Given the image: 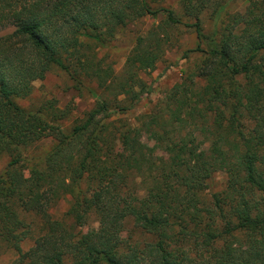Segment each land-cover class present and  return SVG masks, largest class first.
<instances>
[{"label": "trees", "instance_id": "trees-1", "mask_svg": "<svg viewBox=\"0 0 264 264\" xmlns=\"http://www.w3.org/2000/svg\"><path fill=\"white\" fill-rule=\"evenodd\" d=\"M161 1L0 0V157H9L0 171V258L13 255L0 264H264V0H242L233 12L234 0H180L191 22ZM160 13L120 74L83 58L81 38L103 43ZM177 24L194 33V70L137 125L113 119L151 91L140 73L155 68ZM54 66L90 71L104 92L69 132L59 122L69 110L17 102ZM46 138L53 144L25 176L24 152ZM221 167L225 188L208 200ZM59 183L70 196L67 219L49 212ZM91 217L96 226L83 230ZM126 220L151 240L121 247L113 229Z\"/></svg>", "mask_w": 264, "mask_h": 264}, {"label": "rangeland", "instance_id": "rangeland-1", "mask_svg": "<svg viewBox=\"0 0 264 264\" xmlns=\"http://www.w3.org/2000/svg\"><path fill=\"white\" fill-rule=\"evenodd\" d=\"M160 4L173 10L176 17L182 18V21H192L183 15L180 0H162ZM245 5L246 2L242 0L230 1L227 10L230 12L243 11ZM204 18L206 19L205 22L209 23V20L206 17ZM163 20L164 15L162 13L156 17H142L118 29L113 36L109 38L106 36L107 38L103 43L94 39L81 38L80 51L85 55L83 57L85 61L88 59L92 61L91 66L112 67L114 74L118 75L121 73L126 56L134 45L136 37L146 34L154 26H159ZM167 29L169 44L165 47V52L161 59L156 63L153 70L140 73V77L150 85L151 91L147 94L145 93L132 108L124 112L115 109L112 112L113 119H121V122L137 125L138 116L150 110L156 102L161 100L172 85L181 81L185 75L194 70L195 62L198 61L200 55L190 52L195 46V36L192 29L183 24L170 26ZM11 30L12 28H8L5 32H10ZM158 31L160 34L164 33L162 28H159ZM185 53L186 57H182ZM96 94L102 96L104 92L98 84V80L90 71H86V74L84 71L76 74L72 68L67 72L54 66L46 73L44 79L35 80L32 83V91L26 98H19L17 102L23 107L33 110L45 108L52 102L54 106L62 110H69L68 115L63 120H59L63 130L69 132L74 121L84 117L85 113L94 106ZM124 103L127 104L128 101ZM247 123L249 125V122ZM52 144L53 140L51 138L42 139L35 142L29 150L24 152L30 161L23 164L25 176H27V165L41 160V156L45 154ZM148 145L156 154H159V150L156 149L153 143L148 142ZM8 159L9 157L6 155L0 157V171L4 168ZM32 159L34 160L32 161ZM226 180V169L221 167L208 180L204 191L205 198L209 200L212 193L222 191L225 188ZM55 192L56 195H54L53 204L49 212L55 218L67 219L65 213L69 206L70 196L63 192L62 183H59ZM1 218L0 215V220ZM25 221L32 226V229H37L38 217L27 214L25 215ZM93 226H96V221L94 217H91L86 226L83 227V230ZM113 232L121 247L125 246L129 241L142 242L151 240V236L140 232L130 220H126L124 223L114 227ZM30 244L31 240L26 239L21 245L24 249L28 248ZM9 259L12 262L13 255L4 253L0 261L1 263H10L8 262Z\"/></svg>", "mask_w": 264, "mask_h": 264}]
</instances>
